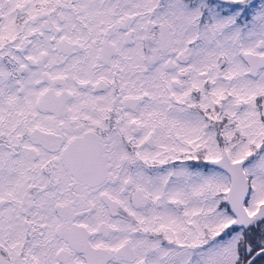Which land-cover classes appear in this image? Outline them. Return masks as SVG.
<instances>
[{"label":"snow or ice","instance_id":"snow-or-ice-1","mask_svg":"<svg viewBox=\"0 0 264 264\" xmlns=\"http://www.w3.org/2000/svg\"><path fill=\"white\" fill-rule=\"evenodd\" d=\"M0 264H264V0H0Z\"/></svg>","mask_w":264,"mask_h":264}]
</instances>
